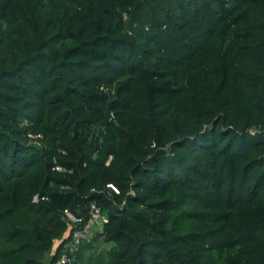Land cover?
<instances>
[{"label":"trees","instance_id":"1","mask_svg":"<svg viewBox=\"0 0 264 264\" xmlns=\"http://www.w3.org/2000/svg\"><path fill=\"white\" fill-rule=\"evenodd\" d=\"M91 201L63 264H264V0H0V264Z\"/></svg>","mask_w":264,"mask_h":264},{"label":"built area","instance_id":"2","mask_svg":"<svg viewBox=\"0 0 264 264\" xmlns=\"http://www.w3.org/2000/svg\"><path fill=\"white\" fill-rule=\"evenodd\" d=\"M30 138H39V133H27ZM56 169H62L59 165L55 166ZM104 189L107 194L117 193L118 188L111 182L104 184ZM39 196L35 193L31 196L32 201H36ZM61 216L66 221L68 228L65 231L63 238L56 240L55 243L58 248L56 255L50 257V264H63L72 260L73 255L78 248L81 240H87L91 235L90 226L96 220L100 222L106 221L105 214L100 210L98 205L94 201H91L88 205L87 216L83 218L82 215L75 214L68 208L61 210Z\"/></svg>","mask_w":264,"mask_h":264},{"label":"rangeland","instance_id":"3","mask_svg":"<svg viewBox=\"0 0 264 264\" xmlns=\"http://www.w3.org/2000/svg\"><path fill=\"white\" fill-rule=\"evenodd\" d=\"M100 226H101V222H100V220L98 219V220H96L95 222H93V223L91 224V226H90V232H92L93 230H97V229H99ZM100 246H106V243H101Z\"/></svg>","mask_w":264,"mask_h":264}]
</instances>
